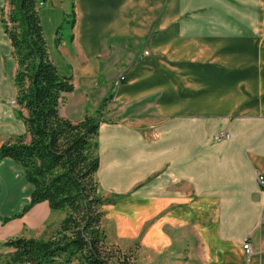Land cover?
<instances>
[{
  "label": "crops",
  "instance_id": "crops-1",
  "mask_svg": "<svg viewBox=\"0 0 264 264\" xmlns=\"http://www.w3.org/2000/svg\"><path fill=\"white\" fill-rule=\"evenodd\" d=\"M50 1L74 20L70 45H57L74 86L60 114L78 122L92 116L83 111L92 104L104 121L96 179L113 201L104 218L114 215L118 231L148 219L146 240L156 247L187 230L204 264H264V0ZM4 5L0 145L28 140L11 104L16 64ZM109 67L110 86L100 87ZM114 111L123 118H108ZM223 134L228 139L214 140ZM32 191L19 165L0 162V242L53 232L51 218L63 219L47 202L14 218Z\"/></svg>",
  "mask_w": 264,
  "mask_h": 264
},
{
  "label": "trees",
  "instance_id": "trees-1",
  "mask_svg": "<svg viewBox=\"0 0 264 264\" xmlns=\"http://www.w3.org/2000/svg\"><path fill=\"white\" fill-rule=\"evenodd\" d=\"M38 4V0H5L1 9V24L16 64V114L28 140L21 136L2 143L0 162L9 159L19 165L33 186L28 205L14 218L40 202L67 214L48 239L15 237L3 246L13 251L9 257L15 264H127L125 255L107 243L102 226L103 206L113 203L100 194L96 179L97 136L104 121L85 116L73 122L60 114V105L74 86L50 58ZM66 23L72 27L74 20Z\"/></svg>",
  "mask_w": 264,
  "mask_h": 264
},
{
  "label": "rangeland",
  "instance_id": "rangeland-1",
  "mask_svg": "<svg viewBox=\"0 0 264 264\" xmlns=\"http://www.w3.org/2000/svg\"><path fill=\"white\" fill-rule=\"evenodd\" d=\"M44 2V6H40V4H38L37 6L40 8L39 19L43 28L45 40L49 48L50 57L55 62L53 63L55 64L60 75L71 76V70H69V66L67 65L68 63L64 60L62 54L57 48V45L60 41L59 38H62V40L70 45L71 28L69 23H66V21L69 20V16H66L67 18L64 17L62 9L54 7L50 0H45ZM8 10L9 8L7 7L5 9L6 15L8 13ZM108 69L109 70L107 73L104 72L100 74V78L98 80L100 87L110 86V81L108 79L112 75L111 73L113 68L109 67ZM119 78L117 79V81L119 80ZM75 82L79 84V82ZM99 93L100 92H98V94ZM106 101L107 100L103 101L101 105L102 108L106 105ZM66 109H68V106H65L64 110ZM95 110L97 109H95L92 104L88 105L86 108H83V111H86L87 114H91L92 116L96 114ZM79 112L76 113V115L79 114ZM108 118L118 120L123 117L121 115H118L117 111H114L113 114ZM100 194L102 193L100 192ZM56 213H58L57 215L59 216L63 215V219L67 214L66 211H59ZM57 217L53 216L51 218L48 224L49 227L51 226L53 228L54 224H56V227H54L55 229L58 227V222H60L61 219H56ZM124 220L125 218H121L119 223H122ZM102 226L106 232L107 243L109 245L116 246L125 255L128 260L127 264H204L205 262L202 250H198L197 245L193 243L194 238L187 230L179 231L176 234L167 233L168 243L161 247H156L148 243L146 240L147 232L149 229L148 219L136 231H134V228L125 226L123 230H119L122 232H119L117 229V219L114 217V215H110L109 212L106 211L105 218L102 220ZM54 228L53 230H55ZM53 232H41L40 235L37 236L35 235V233H31L27 235V238L34 237V239L46 240L50 237V233ZM3 243L4 242H0V264H15L9 257L13 251L3 246Z\"/></svg>",
  "mask_w": 264,
  "mask_h": 264
},
{
  "label": "built area",
  "instance_id": "built-area-1",
  "mask_svg": "<svg viewBox=\"0 0 264 264\" xmlns=\"http://www.w3.org/2000/svg\"><path fill=\"white\" fill-rule=\"evenodd\" d=\"M145 54L147 55L148 53L145 52ZM122 80H123V77L121 76L119 78V80L117 81L116 85H119ZM11 104L12 105H16V102L12 101ZM228 137H229L228 135L216 136L214 138V140L215 141H220L221 139H228ZM258 184L264 189V178L263 177H261V176L258 177ZM243 249H244L246 255H251L252 251H251L250 245L248 243H244Z\"/></svg>",
  "mask_w": 264,
  "mask_h": 264
}]
</instances>
